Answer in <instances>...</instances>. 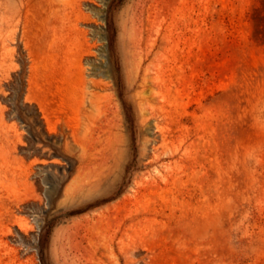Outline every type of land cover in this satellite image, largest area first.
<instances>
[{"label":"rangeland","instance_id":"374dc122","mask_svg":"<svg viewBox=\"0 0 264 264\" xmlns=\"http://www.w3.org/2000/svg\"><path fill=\"white\" fill-rule=\"evenodd\" d=\"M0 264H264V0H0Z\"/></svg>","mask_w":264,"mask_h":264}]
</instances>
